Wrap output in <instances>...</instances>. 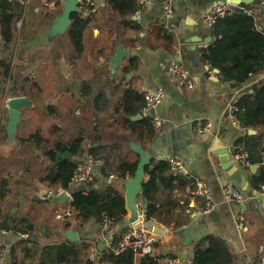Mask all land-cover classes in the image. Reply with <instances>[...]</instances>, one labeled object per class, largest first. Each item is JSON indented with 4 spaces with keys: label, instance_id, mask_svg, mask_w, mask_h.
Here are the masks:
<instances>
[{
    "label": "crops",
    "instance_id": "crops-1",
    "mask_svg": "<svg viewBox=\"0 0 264 264\" xmlns=\"http://www.w3.org/2000/svg\"><path fill=\"white\" fill-rule=\"evenodd\" d=\"M9 1L17 4L19 17L11 44L5 45L0 33V184L2 178L8 176L11 189L9 198L0 200V225L6 223L12 227L26 218L38 230L33 237L0 232V243L7 254L14 250L17 264H43V247L74 243L82 249L79 263L73 261V256L58 264H86L91 254H96L92 264H111L101 258L102 252L114 243V225L106 226L91 219L79 227L73 218H56L62 212L71 216L68 204L72 196L68 202L60 203L57 214L51 212L50 205L42 204L38 197L40 190L53 189L40 180L46 173L37 179L38 190L34 194L30 192L27 174L29 166L37 159L19 154L25 149L21 139L37 131L49 143L69 144L83 137L81 162L92 160V184L95 188L105 187L117 181L114 172L108 180L101 175L105 163L115 165L121 160L139 161L132 147L141 143L129 129L130 122L150 120L152 114L143 111L145 95L163 87L165 97L156 110V115L165 120L160 130L181 128L183 138L192 140L190 160L193 162L189 169L210 185L215 208L209 214L204 213L206 202L193 198L191 178L174 179L170 187L159 183L154 195L159 212L153 218L147 219L146 202L137 199V206L145 211L139 223L148 229L154 228L160 235V242L151 257L181 256L185 264H189L188 255L194 252L196 244L214 235L224 242L234 257L233 264H260L264 259V194L261 191L264 184V113L256 125L244 128L232 109L241 98L264 87V73L252 77L242 86H235L224 82L216 69L202 61L201 51L214 42L211 29L204 24V16L219 0H176L175 12L170 18L164 16L161 0H155L142 11L133 0L137 11L126 17L113 8L111 0H93L92 9H80L83 20L88 21L83 32L82 52L76 50L68 32L53 38L49 36L55 19L63 14L64 4L49 8V0ZM248 1L250 3L245 5L253 10L257 29L264 33V0ZM167 33L171 34L170 38L166 37ZM118 43L130 56L119 69H115L107 58L115 55ZM131 58L137 62V67L127 73L124 69L129 66ZM175 63L190 72L193 89L177 80L173 72ZM32 72L37 74L39 82L28 80L29 75L35 77ZM128 89L144 96L143 105L135 113L142 118L132 119L137 115L126 114L124 103ZM18 96L29 97L35 107L42 105L45 115L34 113L32 109L35 108L23 111L17 134L19 146L13 148L7 144V101ZM198 120L210 121L211 131L196 134L193 126ZM50 124L56 127L52 128V133ZM34 127L37 130L26 134V128ZM44 128L48 131L45 132ZM240 140L251 161L250 167H243L236 160ZM90 149L94 151L90 152ZM227 156L239 167L244 181L251 188L246 196L241 186L231 181L221 168V159L227 160ZM172 176L177 178L174 173ZM132 177L128 176L125 183H120L122 189V184ZM149 177L146 174L145 181ZM185 180L189 183L184 185ZM228 186L240 191L241 202L227 197ZM21 200L27 201L31 208L23 209ZM34 210L37 213L33 217ZM240 215L244 217L246 230L240 227ZM66 224H70V229L64 228ZM54 225L63 227L56 229ZM69 230L78 232L79 241L70 242L65 233ZM187 231L190 243L184 246ZM84 244L89 246L87 251H84Z\"/></svg>",
    "mask_w": 264,
    "mask_h": 264
},
{
    "label": "trees",
    "instance_id": "trees-1",
    "mask_svg": "<svg viewBox=\"0 0 264 264\" xmlns=\"http://www.w3.org/2000/svg\"><path fill=\"white\" fill-rule=\"evenodd\" d=\"M111 5L125 17L133 15L137 11L133 0H111ZM244 8L249 9L248 6L242 4L225 19H219L211 28L214 42L201 51L202 61L212 69L218 70L224 82L235 86H242L252 77L264 73V33L257 29L255 17L244 13ZM18 11L19 8L16 3L13 4L9 0H0V33L5 45L11 44L15 38V29L19 17ZM71 18L72 24L68 30V35L76 50L82 52L83 32L88 21L83 20L81 11L73 13ZM158 29L162 31L161 27ZM170 36L171 34H166L167 38H170ZM136 67L137 62L132 59L129 66L124 70L129 73ZM8 71L7 69L6 74H8ZM125 98L124 107L128 116H132L139 111L144 102V96L132 89L125 92ZM235 109L233 114L244 128L256 125L255 123L264 113V87L258 88L252 95L241 98L235 105ZM147 119L141 122H130V128L128 126L141 145L145 147L151 143L158 132L153 128L149 118ZM21 142L25 149L19 151V154L25 157L39 158L41 165H44L46 176L40 178L43 183H47L53 188H69L71 178L77 169L78 163L82 160L83 137L80 136L69 144L49 143V140L40 131H37L27 138L21 139ZM240 142L242 141H238V145H240ZM35 151L40 153H35ZM58 151L71 152L73 159H58ZM89 151L93 152L94 149ZM138 162L131 163L121 160L115 165L105 163L101 175L108 180L111 172H114L113 175L117 177V181L109 183L105 187L95 188L92 183H89L69 188L72 200L68 206L72 210L73 219L78 222L79 227L84 226L91 219H95L99 224L104 225L105 216L113 220V225L127 217L125 190L123 191L125 184H122V189L120 183H125L128 176L134 175ZM172 173L171 165L163 160H153L146 168V174L150 177L144 181L143 193L138 196V199L141 198L146 202L147 219L155 217L159 212L154 197L159 189V183L170 187L172 180L184 179L178 176L173 178ZM262 178L264 181V173H262ZM187 183L189 182L185 180L184 185ZM10 193V179L8 176H4L0 184V200H7ZM39 201L42 204H49L51 212L54 211L57 214L60 211L58 210V207H60L58 202L53 203L50 199H39ZM64 228L70 229V224H66ZM4 230L10 231L14 235L33 237L38 229L31 220L22 218L12 227L7 226L6 223L0 225V232ZM83 248L86 249L84 251H87L89 246L84 244ZM194 252L193 264H233L234 257L229 253L224 242L214 235H209L199 241L194 248ZM41 253V259L44 260L43 264L65 263L73 256V261L79 263L82 249L74 243H65L43 247ZM15 254L14 250L10 251V261L7 260L6 264H17ZM158 259L147 256L141 261V264H158ZM101 261L111 264H134L135 254L133 251L128 250L116 255L110 247L102 252ZM92 263L94 262L87 259L86 264Z\"/></svg>",
    "mask_w": 264,
    "mask_h": 264
},
{
    "label": "built area",
    "instance_id": "built-area-1",
    "mask_svg": "<svg viewBox=\"0 0 264 264\" xmlns=\"http://www.w3.org/2000/svg\"><path fill=\"white\" fill-rule=\"evenodd\" d=\"M66 0H49L47 6L49 8H56L61 4H64ZM80 1V9L82 8H90L93 7V0H79ZM155 0H135L138 5L139 11L144 10L145 8L151 6ZM224 1V0H219ZM237 7L234 4H226L221 5L219 2L214 3L206 12L204 16V24L207 28L211 29L216 24L219 19H225L229 14L233 13V8ZM161 8L165 17L170 18L173 16L176 8V0H161ZM244 13L248 15H253V10L244 8ZM173 72L175 77L181 84H185L188 88L193 89L194 84L190 75V72L180 63H175ZM32 79V76H29ZM165 97V89L163 87H159L153 92H147L145 95V106L143 111L145 114H152L150 116V122L154 129L159 131L162 127H164L165 120L158 115H156V110L159 105L163 102ZM236 109H232V113H234ZM212 123L208 120H198L194 126L193 130L198 135H204L211 131ZM163 161L167 162L171 165L172 171L175 176L187 179L191 178L193 180L192 185V195L193 198L198 199L201 198L205 200L206 206L204 209L205 214L211 213L215 204L212 197V190L210 185L196 176L189 169V164L193 161L184 160L180 157L169 156L163 157ZM236 160L239 161L243 167H250L251 161L249 160L246 151L244 150L242 145H237L236 147ZM114 178V176H111ZM94 182V174H93V162L90 160L89 162H79L77 169L75 170L69 188L85 185ZM63 188H53V189H43L39 191L38 197L41 200H48L52 196H56L62 194L64 192L68 193L70 197L72 196L71 191ZM261 191L264 194V184L261 186ZM227 197L236 202L242 201V194L239 190L235 189L233 186H228L226 188ZM139 210V219L128 227L120 230L116 233L114 237V243L111 245V251L119 255L125 251L131 250L135 254V263L141 264V261L147 256H151L154 248L157 243L160 242V235L154 229H148L144 224L139 223L141 220V216L145 213L144 210L138 207ZM57 218H61V215H58ZM238 221L240 223V227L243 230L247 229L246 222L244 220L243 215L238 216ZM105 225L110 226L113 225V220L107 216H105ZM4 234H13L10 231H2ZM96 254L90 255V260H95ZM7 263V252L5 248L0 243V264ZM158 264H185V260L181 256H171L166 255L162 256L158 259ZM260 264H264V259Z\"/></svg>",
    "mask_w": 264,
    "mask_h": 264
},
{
    "label": "water",
    "instance_id": "water-1",
    "mask_svg": "<svg viewBox=\"0 0 264 264\" xmlns=\"http://www.w3.org/2000/svg\"><path fill=\"white\" fill-rule=\"evenodd\" d=\"M221 5L234 4L242 5L249 4L248 0H224L219 1ZM75 12H80V1L79 0H66L64 3L63 14L57 17L54 21V24L49 32L51 38L59 34L67 33L71 24H72V14ZM117 52L113 56L107 58V62L110 63L113 68L119 69L125 59L129 58V52L123 47L121 43H118ZM219 74L218 70H215ZM131 76V75H130ZM1 91V89H0ZM7 107L9 110L8 122H7V144L13 148L19 146L17 141V134L19 125L22 120L23 111L25 109L34 108L35 103L27 96H18L10 98L7 101ZM142 118L140 114L133 117L132 119ZM192 145V140L188 138H183L181 133V128H173L169 130H159L156 137L148 145V148L141 144H134L133 151L139 156V162L137 169L133 177L125 184V198L127 203V209L130 211V216L124 218L120 222L116 223L112 228V233H117L120 230L128 227L139 219V210L136 204L138 196L143 193V183L146 179V168L151 164L154 159H162L163 157L175 156L177 155L184 160L192 159V150L190 146ZM180 155V156H179ZM228 157V156H227ZM58 159H73V154L69 151L67 152H57ZM221 168L229 176L231 181L236 185H240L244 195L251 188L247 182L244 181L242 173L239 167L234 164L230 158L227 160L225 158L221 159ZM70 195L66 192L50 197L51 201L58 203L68 202ZM66 233V236L72 242L79 241L78 232L69 230ZM185 243L184 246H187L190 243V236L188 231L185 233ZM10 259V256L7 254V260ZM194 252L191 251L188 255V263L193 264Z\"/></svg>",
    "mask_w": 264,
    "mask_h": 264
},
{
    "label": "rangeland",
    "instance_id": "rangeland-1",
    "mask_svg": "<svg viewBox=\"0 0 264 264\" xmlns=\"http://www.w3.org/2000/svg\"><path fill=\"white\" fill-rule=\"evenodd\" d=\"M35 74V77L34 75H29V76H32L33 79H27L30 81L31 80V83H33V81L35 82H39V78L37 77V74L35 72H32ZM6 103V102H5ZM35 109H32V111L36 114H41V115H45V109L42 105H39L37 104V107H34ZM55 127V125H52L50 124L49 126V129L51 131V133L53 132L52 131V128ZM56 128V127H55ZM163 128V127H162ZM30 130H27L26 128V134H29L30 132H34L35 130H37V128H29ZM44 131L47 132L48 130L46 128H44ZM55 132V131H54ZM51 133H49L50 135H52ZM35 153H40L38 151H35ZM41 160L39 158H37V161L34 160V162L29 166V173L27 174V181L28 183L31 184V189H30V192L33 191L32 193L34 194L36 192V190H38L39 187H37V179L40 178V177H43L45 175V170H44V165L42 164L41 165ZM39 194V193H38ZM22 201V204H23V209H30V204L27 202V201H24V200H21ZM36 203V199L34 200ZM37 213V210H34L33 212V217L35 216V214ZM26 215H28V213H25ZM61 215V219L64 220V218H67L68 220L69 219H72L74 217L73 214H71V216H67L66 213L64 214V212L60 213ZM57 218V217H56ZM55 218V221H58L57 219ZM60 222V220L58 221ZM64 223H62L61 225H63ZM53 227H56L57 228H62L63 226H56L54 225Z\"/></svg>",
    "mask_w": 264,
    "mask_h": 264
}]
</instances>
